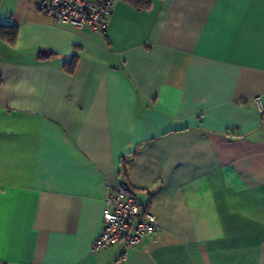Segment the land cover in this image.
<instances>
[{
  "label": "crops",
  "instance_id": "obj_1",
  "mask_svg": "<svg viewBox=\"0 0 264 264\" xmlns=\"http://www.w3.org/2000/svg\"><path fill=\"white\" fill-rule=\"evenodd\" d=\"M147 1L0 0V264H264V0ZM120 180L157 228L92 251Z\"/></svg>",
  "mask_w": 264,
  "mask_h": 264
},
{
  "label": "built area",
  "instance_id": "obj_2",
  "mask_svg": "<svg viewBox=\"0 0 264 264\" xmlns=\"http://www.w3.org/2000/svg\"><path fill=\"white\" fill-rule=\"evenodd\" d=\"M115 0H42V7L54 24L88 27L104 33ZM255 97V101H259ZM157 228L156 216L142 209L130 185L120 180L104 199L102 228L91 244L96 251L123 242L138 245Z\"/></svg>",
  "mask_w": 264,
  "mask_h": 264
},
{
  "label": "trees",
  "instance_id": "obj_3",
  "mask_svg": "<svg viewBox=\"0 0 264 264\" xmlns=\"http://www.w3.org/2000/svg\"><path fill=\"white\" fill-rule=\"evenodd\" d=\"M136 7H147V0H127ZM17 34V27L15 25H2L0 24V39L12 43L14 42Z\"/></svg>",
  "mask_w": 264,
  "mask_h": 264
}]
</instances>
